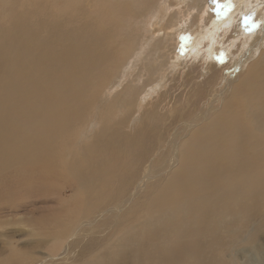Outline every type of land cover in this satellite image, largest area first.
I'll use <instances>...</instances> for the list:
<instances>
[{"label": "bare ground", "instance_id": "obj_1", "mask_svg": "<svg viewBox=\"0 0 264 264\" xmlns=\"http://www.w3.org/2000/svg\"><path fill=\"white\" fill-rule=\"evenodd\" d=\"M79 7L59 17L36 7L0 29V225L37 205L30 244L56 263L96 233L73 264H264V127L247 124L264 78L227 80L208 108L157 126L128 105V89L103 97L117 59L126 75L129 46L111 15ZM43 197L47 211L34 202ZM12 234L0 235L9 250ZM6 254L0 264L25 261Z\"/></svg>", "mask_w": 264, "mask_h": 264}, {"label": "rangeland", "instance_id": "obj_2", "mask_svg": "<svg viewBox=\"0 0 264 264\" xmlns=\"http://www.w3.org/2000/svg\"><path fill=\"white\" fill-rule=\"evenodd\" d=\"M241 1L0 0V29L8 26L11 16L40 7L43 13L53 17L64 16L84 5L89 8V16L106 18L111 15L112 21L115 20L118 25V34L121 33L120 37L127 39L129 46V50H123L120 55L128 56L129 60L127 67L124 66L128 68L125 76L121 74L124 68L118 65V59L108 68L110 70L106 75H114V80L110 86H106L103 97L116 96L123 89H128V105L136 107L139 118L164 127L175 120L172 116L177 109L181 111L188 106L193 112L208 108L213 95L224 96L227 80L240 78L241 81H246L252 76H258L263 81L264 0ZM229 14H233V18ZM241 20L243 26H240ZM120 62L122 65V59ZM259 68L261 69L258 70ZM142 95L144 96L141 97ZM100 105L103 107L104 101ZM251 108L250 116L258 120L257 123L247 124L250 132L252 129L256 132L260 130V123L264 127V117L258 116L259 113L264 115V106ZM260 134L264 136V133ZM250 149L255 151V157L259 154L257 147ZM75 160L78 161L76 156ZM56 194L59 196L58 201L63 202L62 200L68 201L72 197L73 191L66 190L62 192L63 196L59 192L55 196ZM34 202L44 203V211L52 207L49 206L47 197ZM59 207L60 203L56 209ZM26 214L25 209H19L17 215L3 217L0 235L14 231L10 239L14 247L5 249L2 245L5 237L0 236V259L8 258V253L9 258L12 254L17 258L21 256L25 260L22 264H73L79 253L86 252L77 247L82 243L88 250L96 234L87 233L81 238L74 237L73 240L77 238V243L67 253L62 254L63 249L60 250L56 258L59 262L56 263L54 259L47 260L48 256L56 255L48 245L39 249L30 244L32 235L35 234L33 223L42 211L34 205ZM99 226L104 229V225ZM67 242L66 240V245Z\"/></svg>", "mask_w": 264, "mask_h": 264}]
</instances>
